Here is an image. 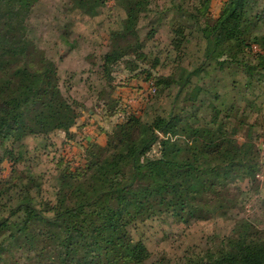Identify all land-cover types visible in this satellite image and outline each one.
<instances>
[{
    "label": "trees",
    "instance_id": "16d2710c",
    "mask_svg": "<svg viewBox=\"0 0 264 264\" xmlns=\"http://www.w3.org/2000/svg\"><path fill=\"white\" fill-rule=\"evenodd\" d=\"M38 1L0 0V164L13 162L7 178L0 168V264H264V225L231 217L232 206L222 201L241 194L243 182L255 185L260 168L256 144L240 142L235 127L264 107V0H225L215 18L212 0H115L123 15L110 26L111 47L98 60V79L111 85L121 62L139 80L159 72L156 98L107 131L105 144L88 140L80 166L54 146L51 192L36 157L53 147L50 137L58 132L65 134L61 148L78 141L81 132L72 126L84 105L64 94L57 62L30 37ZM68 1L97 17L111 0ZM156 16L172 17L173 37L159 53H148L140 35L150 27L147 36H156ZM165 65L169 72L160 73ZM228 70L241 101L224 109L213 102L202 119L193 90L204 86V76ZM101 89L105 111L124 112L118 110L122 99ZM164 95L172 99L166 107L159 104ZM156 145L159 154L150 156ZM216 217L231 219L229 231L210 236L182 261L153 257L135 234L149 221Z\"/></svg>",
    "mask_w": 264,
    "mask_h": 264
},
{
    "label": "rangeland",
    "instance_id": "374dc122",
    "mask_svg": "<svg viewBox=\"0 0 264 264\" xmlns=\"http://www.w3.org/2000/svg\"><path fill=\"white\" fill-rule=\"evenodd\" d=\"M224 3L225 0H212L209 13L213 18L219 16ZM106 6L101 15L91 17L74 10L68 0H39L29 21L31 39L37 48L55 60L59 66L64 94L71 101L76 100L79 104L84 105V107L78 106L77 112L81 114V117L72 126V130L81 132L78 141L61 148L60 144L63 142L65 134L58 132L50 137V142H54L53 147L58 146V149H61L59 153L65 155L68 160L72 159L73 166H80L84 162L82 153L88 140L105 144L108 138L107 131L122 121L127 114L143 113L147 104L156 98L153 86L159 72H154L149 81L143 78L139 80L132 77L131 73L125 69V64L121 62L115 67L114 81L111 85H104L102 80L98 79L100 75L97 66L98 60L101 54L111 47L110 26L119 18L118 14L121 16V12H123L117 7L115 0L109 1ZM155 26L157 34L153 38L147 36L150 27H144L140 35V40L148 53H159V50L161 51L170 44L173 37L171 33L172 17L156 16ZM132 41H137V39L132 38ZM71 70L74 73L69 80L68 87L65 80L68 81L72 73ZM168 72V66L160 68V73L167 74ZM233 81L234 73L230 70L218 72L211 77L204 76L203 80L201 79L200 84H204V86L200 89L197 86L192 93V96L196 98V105L193 107L199 117L205 119L209 116L213 102L218 103L219 108L224 109L241 101L242 94L234 86ZM112 86V89H107ZM101 88L122 99L118 110L124 112L111 116L109 113L112 110L105 111L98 99L100 95L98 91ZM171 91L173 94L176 92L174 89L169 92L171 93ZM262 91L261 105L264 104V89ZM215 92L220 94L218 99L211 97ZM171 100L170 95H164L159 104L166 107ZM192 102L187 101L188 108L191 107ZM247 120L251 124L252 122L256 123L257 120L259 123L251 126L247 122L241 127L236 126L235 128H238L236 137L240 142L250 139L256 144L260 164L256 176L257 181L255 185L247 184V181L241 183V194L238 192L231 195L226 194L222 201L232 206L229 211L231 217L249 216L257 223L264 225V107L262 110H256L251 117L248 116ZM30 143L32 149L37 146L34 140H30ZM43 144L44 142H41L39 145L42 150ZM52 148H47L44 153H39V156L36 157L39 158L36 161V171L41 174L46 173L47 178L55 171L58 159L55 157V147ZM158 154L159 145H156L149 155L157 156ZM19 166L23 168L24 164L20 163ZM12 167L11 160H3L0 164L1 177H9ZM47 178L46 191L51 192L50 178ZM230 221L231 219L225 217H216L183 224L160 219L141 224L135 229V234L143 236L153 257L167 255L173 260L182 261L181 259L187 251L199 250L206 245L210 236L228 232L232 225Z\"/></svg>",
    "mask_w": 264,
    "mask_h": 264
}]
</instances>
